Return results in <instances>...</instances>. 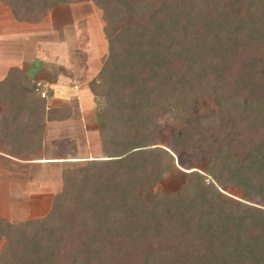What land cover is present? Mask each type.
<instances>
[{
    "label": "trees",
    "instance_id": "trees-1",
    "mask_svg": "<svg viewBox=\"0 0 264 264\" xmlns=\"http://www.w3.org/2000/svg\"><path fill=\"white\" fill-rule=\"evenodd\" d=\"M84 1L0 0L28 22ZM89 1L107 42L88 83L104 101L102 154L64 169L44 215H0V264H264V206L252 202L264 199V0ZM41 90L14 67L0 81V139L15 154L68 115L46 110ZM164 115L172 137L159 144ZM187 151L205 166L154 190ZM229 183L241 199L219 190Z\"/></svg>",
    "mask_w": 264,
    "mask_h": 264
},
{
    "label": "crops",
    "instance_id": "crops-1",
    "mask_svg": "<svg viewBox=\"0 0 264 264\" xmlns=\"http://www.w3.org/2000/svg\"><path fill=\"white\" fill-rule=\"evenodd\" d=\"M60 5L54 6L42 19L28 22L16 20L10 9L0 2V81L14 67L24 76L26 86L41 84L42 91L46 93L42 97L46 110L61 109L62 113L68 114L63 119L46 118L42 143L29 153L15 154L0 139V215L9 221L12 197H15V201L21 200L24 207H32L31 190L29 194L25 192L16 197L12 191L14 185L10 183L11 178L19 181L28 173H35L47 182L51 178L52 182L58 181L57 190L49 192L48 201L38 197L35 204L48 207L47 213L54 194L61 189V173L64 169H72L102 154L96 118L99 103L88 86L89 80L99 69L100 57L107 49L102 21L95 17L99 42L89 45L87 41V44L82 45L80 35L83 31L84 36L87 34L85 27L78 34L77 29L66 21L56 22L55 19L60 18L61 13H55L51 27H42L41 23L47 22L45 19ZM12 19L20 25H14ZM89 38L88 32L84 39ZM46 41L51 43L49 48L47 44L41 47V42ZM81 52L85 53L82 59L79 56Z\"/></svg>",
    "mask_w": 264,
    "mask_h": 264
},
{
    "label": "rangeland",
    "instance_id": "rangeland-1",
    "mask_svg": "<svg viewBox=\"0 0 264 264\" xmlns=\"http://www.w3.org/2000/svg\"><path fill=\"white\" fill-rule=\"evenodd\" d=\"M3 11H6L3 10ZM61 13L59 16L60 18L55 19L56 22H61V21H66L67 23L71 24L74 29H77V33L79 34L82 30V27H85V34L88 35L89 32V40H85L83 32L80 36L82 45L87 44V41L89 42V45H93L94 43L97 44L99 42V36L98 32L96 31V21L95 19L98 18L101 21L100 17V10L96 8V6L91 2V1H84L78 3H67L66 5H60L55 9V12L50 14L45 23H41L42 27L48 28L51 27L50 25L53 23L52 20L53 17L55 18V13ZM10 16V15H9ZM2 17V16H1ZM96 17V18H95ZM2 17L1 19H3ZM10 18V17H7ZM6 20V18H5ZM13 20V19H12ZM119 20H121L119 18ZM5 22V21H3ZM14 25H20L19 23L15 22L13 20ZM29 25V24H25ZM40 26V25H39ZM117 26V25H116ZM101 29V27H100ZM99 29L100 33L102 31ZM81 30V31H80ZM43 41V40H42ZM106 41V40H105ZM62 43V42H61ZM106 43V42H105ZM47 44V45H46ZM46 47L50 46V42H41V47ZM63 45V43H62ZM65 46V45H64ZM49 48V47H48ZM98 51V50H97ZM65 52V49H64ZM66 53V52H65ZM80 59H82L85 56L84 52H81L79 55ZM100 67V66H99ZM102 96H97V101L99 103L98 105V110L96 111V118L98 114H101L103 111L104 107V101ZM174 124H172L171 117L168 115H164L159 119L158 127L154 129L155 133L153 136V142L159 143V144H168L171 142V137H172V127ZM196 153V152H195ZM207 163L206 158L201 154H191L187 152L181 153V155H177L176 158V165L174 168L166 175L164 180L154 186V190H160L161 192H174L176 191L179 187L182 186L183 182L185 181V175H186V169L188 167H196L198 169H202L205 164ZM85 166V163L77 164L73 166L72 169H77L79 167ZM189 171V170H187ZM31 174V175H30ZM210 177V176H208ZM50 178V177H49ZM16 179L11 178V184L14 185L12 188L13 193L16 195V197H20L22 194L25 192H30L31 190V196H32V204L30 208L24 207V203L22 201H15L14 198L12 197V206L10 209L9 213V219L11 221H19L25 218H30V217H38L39 215L45 214L46 212V207H42L39 205H35L38 201V197H42L43 200L49 199V192H54L57 190L58 186V181L55 182V180L52 182V178L49 179L48 183L47 180H43L40 175H35V173H28L26 177H22V179ZM211 180V177H210ZM212 181V180H211ZM19 182V183H18ZM219 190L225 194L226 196H230L234 199H241L242 198V191L237 188L234 184L229 183L226 186H221L219 187ZM40 192H42L40 194ZM12 193V195H13ZM29 194V193H28ZM25 195V194H24ZM253 203L255 204H261L264 206V199L260 197H254L252 200ZM24 207V208H23ZM3 241H0V247L2 245Z\"/></svg>",
    "mask_w": 264,
    "mask_h": 264
},
{
    "label": "built area",
    "instance_id": "built-area-1",
    "mask_svg": "<svg viewBox=\"0 0 264 264\" xmlns=\"http://www.w3.org/2000/svg\"><path fill=\"white\" fill-rule=\"evenodd\" d=\"M40 94H41V97H45V96H46L45 91H42V90H41Z\"/></svg>",
    "mask_w": 264,
    "mask_h": 264
}]
</instances>
